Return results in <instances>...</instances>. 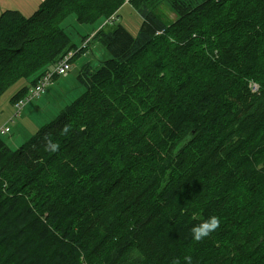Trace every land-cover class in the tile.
<instances>
[{"label":"trees","instance_id":"16d2710c","mask_svg":"<svg viewBox=\"0 0 264 264\" xmlns=\"http://www.w3.org/2000/svg\"><path fill=\"white\" fill-rule=\"evenodd\" d=\"M125 1L0 15V95L29 82L13 104L81 48L71 15L103 21L110 56L83 64L84 93L20 147L0 136V264H264V0H162L173 22L160 0H132L137 35L104 24Z\"/></svg>","mask_w":264,"mask_h":264},{"label":"rangeland","instance_id":"374dc122","mask_svg":"<svg viewBox=\"0 0 264 264\" xmlns=\"http://www.w3.org/2000/svg\"><path fill=\"white\" fill-rule=\"evenodd\" d=\"M157 9L165 20L173 22L177 19L169 3L160 0ZM142 21L143 18L138 9H136V6L133 5V1L126 0L120 9L108 18L104 24L107 23L114 26L119 22L133 35H137ZM64 25H66L68 33L77 44H83L85 42L82 41L83 35H90V49L85 53L83 52L75 61L71 62L72 68L65 76H58L54 73L59 61L57 64L49 65L44 74L47 72H53V74L50 78L51 81L49 80L50 82L48 81L49 83H46L45 92H42L38 98L27 102L23 106L22 114L19 117H15L13 121L9 122V119L15 113L16 108L15 105L13 106L11 99L19 89L29 83L28 80L25 78L20 79L0 95V126L8 122V126L11 128V131L3 135L2 138L5 139L13 149L20 147L35 134L41 126L56 118L65 106L84 93L85 87L82 86L78 80V74L83 64L90 62L93 69L100 68L104 60L110 57L99 40L95 38V32L103 25V21L95 25L80 24L77 23L75 17L71 15L65 21ZM105 26L107 27L108 25ZM74 51H77V49L71 50L70 52ZM41 78L39 80H41Z\"/></svg>","mask_w":264,"mask_h":264},{"label":"built area","instance_id":"2783aa9c","mask_svg":"<svg viewBox=\"0 0 264 264\" xmlns=\"http://www.w3.org/2000/svg\"><path fill=\"white\" fill-rule=\"evenodd\" d=\"M90 40H91V38H88L87 40H85V42L82 44L81 48H79L77 51L68 52L65 56H63V58L56 65V68H55V72L54 73L57 74L58 76H62V75L65 76V75H67L68 72L72 68L71 62H72L73 56L80 49L85 48L89 44ZM52 74H53V72L52 73L51 72H47L46 74H44L43 77L41 78V80H39V82L36 85H34L33 87L30 88L27 96H25L24 98H22L21 100H19L15 104V108H16L15 109V113L9 119V122L10 121H13L15 117H19L22 114L23 106L27 102H29L32 99L38 98L42 92H45V90H46V88H45L46 83L50 80ZM252 90L253 91H257L258 90V86L256 84H253L252 85ZM10 131H11V128L8 126V122H6L2 126H0V136L6 135Z\"/></svg>","mask_w":264,"mask_h":264},{"label":"clouds","instance_id":"9594fccd","mask_svg":"<svg viewBox=\"0 0 264 264\" xmlns=\"http://www.w3.org/2000/svg\"><path fill=\"white\" fill-rule=\"evenodd\" d=\"M69 127H65L63 129V132L67 134L69 131ZM58 144L56 143H50L48 145V148L50 151H57L58 150ZM221 220L218 216H210L206 220H203L201 223L198 225L194 226L192 228V239L195 242H201L205 238H208L212 233L216 232L217 229L220 227ZM184 264H193V258L191 255H186L183 258ZM175 264H180L179 260L175 261Z\"/></svg>","mask_w":264,"mask_h":264},{"label":"crops","instance_id":"0c3cea01","mask_svg":"<svg viewBox=\"0 0 264 264\" xmlns=\"http://www.w3.org/2000/svg\"><path fill=\"white\" fill-rule=\"evenodd\" d=\"M44 1L46 0H0V15L4 11L12 9L18 10L24 15L29 16L33 14ZM14 105L15 104H13V106Z\"/></svg>","mask_w":264,"mask_h":264}]
</instances>
